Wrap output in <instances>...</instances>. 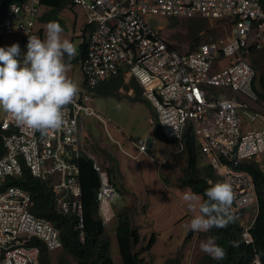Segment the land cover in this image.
<instances>
[{
  "label": "built area",
  "instance_id": "2783aa9c",
  "mask_svg": "<svg viewBox=\"0 0 264 264\" xmlns=\"http://www.w3.org/2000/svg\"><path fill=\"white\" fill-rule=\"evenodd\" d=\"M47 1L0 0V38L32 35L40 7L52 9ZM57 1L81 6L87 12L91 35L81 63L86 87L94 90L121 74L126 82L134 79L155 109L165 138L182 144L190 130L214 173L232 185L236 193L232 212L244 214L252 205L258 207L253 177L235 167L254 160L264 173L261 91L258 71L247 59L250 50H264V8L260 0ZM152 16H200L214 21L227 18L231 30L225 38L182 52L171 47L160 30L151 27L148 18ZM220 59L228 62L213 72ZM206 86L229 88L235 98H211ZM241 115L250 126L259 123L263 127L244 128ZM87 117L97 118L112 137L111 120L97 111L87 93L68 106L67 126L47 136L18 126L7 114L0 120V264H40L37 242L49 252L62 248L58 229L31 212L30 193L10 184V179L23 175L24 168L34 178L51 182L61 213L76 218L75 229L84 242L79 159L88 158L100 179L97 207L101 221L106 227L114 218L112 204L119 192L109 172L84 148ZM134 146L139 152L136 158L147 154L146 141L141 139ZM254 219L249 224L241 221L246 245L254 244L250 232ZM250 264H262L259 255Z\"/></svg>",
  "mask_w": 264,
  "mask_h": 264
},
{
  "label": "rangeland",
  "instance_id": "374dc122",
  "mask_svg": "<svg viewBox=\"0 0 264 264\" xmlns=\"http://www.w3.org/2000/svg\"><path fill=\"white\" fill-rule=\"evenodd\" d=\"M49 12H51V9L40 7L32 35H37L42 39L44 38L46 25L49 22L43 21L42 17ZM58 18L63 23V28L65 29L63 33L64 38H67L76 45V56L79 57L69 61L71 64L68 73L69 78L79 85V96L85 93L90 94L94 100L97 111L111 120L110 133L112 137L109 136L107 129L97 118H85L82 141L85 150L92 154L93 157L101 163L104 169H110L113 174L119 192V197H117L112 204L114 211L117 212L121 208L123 204V196H125V192H128L126 190L127 188L124 187L125 183L120 173V169L125 171V178L130 186L133 188L136 187V189L140 191L141 206L147 204V199L149 198L147 195L148 192L143 186L139 185V177L141 173L140 164L133 161L131 159L132 157H129V153H136L134 143H137L141 139L146 142H148V139H154L152 146L148 147L147 154L150 157L158 158L163 162L157 164L159 174L165 182L168 181L167 183L170 188H190L187 185L182 184L185 177L184 169L188 166V155L187 152L184 151L185 142L183 141L181 144L178 141L167 140L162 136L156 111L144 94L142 97L133 99L132 97L135 95L134 91L130 94L131 90L127 91L128 88L125 86L117 89L109 95H100L96 89L90 90L85 86V79L81 70L79 49L81 44L85 41H89L91 35V30L88 27V15L86 10L81 6L67 5L59 13ZM177 18L182 19V21H179L176 26H172L171 21L161 16L149 17L148 23L154 29L160 30L162 38L171 47L182 52L192 51L193 49H190V44L188 42V30L185 25L188 18ZM195 18L206 19L209 23L208 29L210 32L207 34L208 39L213 38L216 41L218 38L227 37L230 33V19L225 18L214 21L200 16ZM32 35L14 34L11 36H4L0 38V47H10L11 45L18 43L22 50L21 58H23L24 53H26L28 37ZM247 59L251 64H254L253 59H257V85L260 87L259 78L264 76V59L260 53L247 56ZM227 62L228 59L217 60L212 71L214 72L218 70L219 66L225 65ZM116 77L117 76L112 77L103 83H106L109 80L111 81ZM206 90L211 98H235L234 93L226 87L206 86ZM260 108L264 112V99L260 102ZM5 114L6 113L0 110V120L4 118ZM241 119L244 128L250 126L249 120L245 116L241 115ZM250 127L259 129L262 128L263 125L258 123ZM119 129L122 130V133L117 132ZM244 131L246 130L244 129ZM112 138L118 141L119 144L114 142ZM198 164L200 167L208 166V162L204 155L200 154ZM130 190L132 189L130 188ZM193 194L198 198H201L200 195L194 193L191 189V195ZM185 197V195L180 196V207H186L187 215L179 222V224L163 229L159 234L154 232L149 233L148 228H153L152 226H149V223L152 222V218H147L145 217V214L142 213V219H140L147 228L139 229V227L136 226L141 237H143L147 231L148 240H150L153 235L157 238L150 251L142 254V257L145 258L149 264H164L168 258L175 257L179 250H181L180 252L182 253V264H211L210 260L212 257L202 252L199 247L200 242L206 240L208 236L203 232H194L190 228L193 217L200 215V205H198L197 199L190 201L185 199ZM133 206L134 205H130L132 209ZM132 209L130 210L131 212ZM247 211L248 212L241 216H238V219L239 221L249 224L257 213V205H252ZM117 225L118 219L113 218L110 224L105 228L107 233L113 239L112 251L114 260L116 264H120V257L115 241ZM192 233L194 234L195 239H189V236ZM61 255H63L65 261L69 262L68 264H76L73 257L68 254H63L62 250H56L50 253V264H59Z\"/></svg>",
  "mask_w": 264,
  "mask_h": 264
},
{
  "label": "trees",
  "instance_id": "16d2710c",
  "mask_svg": "<svg viewBox=\"0 0 264 264\" xmlns=\"http://www.w3.org/2000/svg\"><path fill=\"white\" fill-rule=\"evenodd\" d=\"M264 8V0H260ZM52 7L51 12L45 14L42 20L45 22L58 21L63 27V23L59 20V13L66 7V5L57 0H49L46 5ZM171 21L172 26H176L180 18H167ZM206 19L188 18L186 20V29L188 30V42L190 49L206 43L208 41H215L213 38L207 37L209 31V23ZM219 39V38H218ZM174 48V47H173ZM176 49V48H174ZM87 42L81 44L79 53L81 63L86 57ZM260 53L264 59V50L256 51L250 50L248 56ZM76 58H79L76 56ZM252 64L256 70L258 67L257 59H253ZM261 100L264 99V76L259 78ZM86 86V85H85ZM127 87V91H134L133 99L142 97L143 90L134 79L125 81L123 74L118 75L115 79L109 80L106 83H101L96 90L100 95H109L119 88ZM161 131V130H160ZM162 136L165 138L161 131ZM183 141L185 142L184 151L188 155V166L184 169L185 177L184 185H187L192 191L201 196L202 201L205 202L207 197L205 192L216 183H223V180L218 177L210 165L199 166L198 158L201 154L196 138L192 132L186 131ZM2 156V152L1 155ZM80 165V183L82 187V204L84 212V242L81 241L79 232L75 229L77 220L72 216H65L61 213L56 199L52 192V185L50 181L43 182L34 178L28 169L24 168L23 175L16 179H10V184L18 186L30 193L32 206L31 212L39 217L44 218L52 225H54L60 234L62 241L63 254H68L73 257L76 264H116L113 257V239L107 233L103 225L97 207V192L100 186L99 175L93 168V163L86 157L79 159ZM236 169L248 172L254 179L258 207L255 215L254 223L250 230L254 244L246 245L242 238L243 228L238 216L234 214V222L230 223L226 228H213L206 233L209 237H214L216 242L222 246L227 253L224 260L217 261L213 258L210 260L211 264H250L255 255H259L262 264H264V173L260 170L257 162L254 160H246ZM111 176V181L117 187L114 181L113 174L110 169H105ZM131 211L126 208L121 211L117 217L118 225L115 233V241L117 251L120 257V264H149L145 258L142 257L144 252H149L156 237L153 235L150 240L141 237L137 227L132 224ZM191 235V234H190ZM190 238V236H189ZM233 242L237 246H233ZM41 248L40 264H50V253L44 244L38 243ZM145 244V245H144ZM179 250L175 257L168 258L164 264H182V253ZM63 255L60 256L59 264H68Z\"/></svg>",
  "mask_w": 264,
  "mask_h": 264
},
{
  "label": "clouds",
  "instance_id": "9594fccd",
  "mask_svg": "<svg viewBox=\"0 0 264 264\" xmlns=\"http://www.w3.org/2000/svg\"><path fill=\"white\" fill-rule=\"evenodd\" d=\"M64 31L58 21H50L43 39L37 35L28 37L23 58L18 43L0 47V110L18 126L45 136L67 126V108L75 103L80 92L79 85L68 76L69 61L76 57L77 48L64 38ZM205 196L200 215L191 220L192 231L208 233L234 222L231 209L236 193L230 183H216L206 190ZM185 199L198 197L186 195ZM233 246H237L235 242ZM199 247L217 261L227 256L211 236L202 240Z\"/></svg>",
  "mask_w": 264,
  "mask_h": 264
},
{
  "label": "crops",
  "instance_id": "0c3cea01",
  "mask_svg": "<svg viewBox=\"0 0 264 264\" xmlns=\"http://www.w3.org/2000/svg\"><path fill=\"white\" fill-rule=\"evenodd\" d=\"M153 142L154 139H148L147 142L148 146H152ZM135 151H136L135 154L129 153V157H132L131 159L133 161H136L137 163L140 164L141 173L139 177L140 178L139 185L145 188V190L148 192L147 195L149 196V198L147 199L148 200L147 204L141 206L142 202H141V197L139 195L140 191L136 189V187L133 188L130 186V184L127 182L125 178L126 177L125 171L120 169V173L125 183L124 187L127 188L126 190L128 192H125V196H123V204L117 212L114 211L112 207L114 213V219H116L115 217H117V215L121 211H123L126 208L131 210L132 208L130 207V205H134L131 212L132 224L135 227L136 226L139 227V229L147 228V226H145L143 222H141L142 219L141 216L143 213L145 214V217L152 218V219L150 218L152 222L149 223V226H152L153 228H148L149 233L154 232L156 234H159V232L162 231L163 229L170 228L179 224V222L182 221L184 217L187 215L186 207L184 208L180 207V201H181L180 196L191 195V189L190 188L180 189L179 187H175V189L170 188V186L167 183L168 181L165 182L162 176L159 174V168L157 164H161L163 162H161L158 158L150 157L148 154L146 155L143 154L139 158H136V156L139 153L136 147H135ZM129 187L132 190H130ZM201 201L202 199L199 197L197 199L198 205H201ZM147 236L148 234L146 231L143 237H145L148 240ZM190 238L195 239L193 233L190 235Z\"/></svg>",
  "mask_w": 264,
  "mask_h": 264
}]
</instances>
